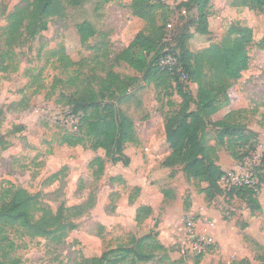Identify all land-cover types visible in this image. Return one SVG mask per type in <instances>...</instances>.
Segmentation results:
<instances>
[{
	"label": "rangeland",
	"instance_id": "1",
	"mask_svg": "<svg viewBox=\"0 0 264 264\" xmlns=\"http://www.w3.org/2000/svg\"><path fill=\"white\" fill-rule=\"evenodd\" d=\"M69 1H57L55 14L38 36L30 38L22 32L5 45L6 18L26 2L0 0V196L13 186L36 195L54 213L60 205L82 208L81 215L70 221L74 229L60 244L9 229L7 236L15 245L12 256L20 264H85L84 260L106 250L130 246L133 237L155 234L164 249L149 247L151 258L143 264H230L242 259L258 264V246L264 248V184L258 193L260 212L251 211L245 200L230 197L228 191L247 170L264 179V162L257 161L264 156V51L259 47L264 10L239 6L236 0H211L184 11L179 8L184 0H150L165 6L155 12L156 25L164 26L165 44L186 35L191 53L213 43L226 44L236 23L252 30L248 68L231 83L228 98L212 118L238 122L252 137L242 148L231 150L227 140L217 143L213 125L207 127L204 144L210 148L214 140L210 156L217 158L226 175L220 183L223 191L210 201L200 193L205 184L187 180L177 161L162 167L147 159L149 153L163 152L158 146L159 129L181 103L174 83L160 73L156 76L161 86L155 88L127 66L113 69L121 77L138 80L118 104L145 141L143 146L124 145L127 166L110 163L102 150H90L86 140L66 144V137L82 134L73 107L89 101L90 90L97 92L106 85L114 56L136 34L151 32L147 22L132 15V0H88L77 6ZM203 12L212 37L203 36L194 22ZM82 25L92 34L85 42L78 33ZM190 90L195 96L197 86L190 85ZM96 158L104 161L97 178L92 175L96 167L88 168ZM139 206H149L152 212L137 225ZM188 222L194 225L191 236Z\"/></svg>",
	"mask_w": 264,
	"mask_h": 264
},
{
	"label": "trees",
	"instance_id": "2",
	"mask_svg": "<svg viewBox=\"0 0 264 264\" xmlns=\"http://www.w3.org/2000/svg\"><path fill=\"white\" fill-rule=\"evenodd\" d=\"M23 1L26 5L15 7L6 18L3 32L5 45L13 43L22 32L30 38H35L43 32L47 20L56 12L58 0ZM86 1L88 0L69 2L77 6ZM210 1L184 0L179 4V8L191 11L197 6H206ZM236 3L242 7L264 10V0H236ZM163 8H165L163 4H150V0H132L130 6L132 15L147 22L151 32L136 34L128 46L114 56L113 65L106 73V85L100 87L97 92L90 90L89 101L73 107L72 114L78 116L79 130L82 134L66 137V144L74 146L86 140L90 150H102L110 163H122L127 166L129 158L124 153V145L143 146L145 141L137 136L133 120L127 110H123L118 104L127 89L136 85L138 80L137 77H121L113 69L116 65L127 66L142 74L141 80L144 83H152L155 88L161 86L156 76L160 73L164 80L174 83V91L181 99V103L175 113L164 118L159 129L158 146L162 147L163 152L149 153L147 159L149 162L153 161L154 166L158 162L162 167L177 161L187 180L205 184L200 193L211 201L223 191L220 180L224 172L216 164L217 158L210 156V153L214 152L213 146L207 148L204 144L207 127L213 125L217 132V143L224 144L227 140L231 150L242 148L252 137V133H245L238 122H229L225 118L212 120L221 109L222 101L228 98L231 83L240 79L242 72L248 68L247 46L252 41V30L236 23L228 31L231 39L226 44L213 43L201 51L191 53L185 45L186 35L174 39V44H165L164 26H157L155 22V12ZM194 22L199 26L203 36H213L208 30L204 12L200 13ZM78 33L81 42H85L92 35L87 33L84 25L78 26ZM259 47L264 51V36L259 42ZM165 55H172L177 59V66L173 72L163 70L159 66ZM177 69L180 71L177 72ZM192 84L197 86L195 96L190 90ZM168 95L171 96L172 93ZM191 105L194 107L193 110L190 108ZM251 146L250 149L254 151L257 143ZM232 156L236 157L234 154ZM243 156L245 154L237 157V160H241ZM263 162L264 156L259 164ZM103 163L102 159L96 158L88 164L89 169L96 167L92 174L94 177L97 178L102 172ZM54 177L55 175L52 178ZM257 180L256 190L233 186L228 195L245 200L251 211L260 212L262 208L258 201V193L264 179L259 175ZM139 191L138 188L135 189L136 193ZM151 212L149 206L137 207L134 218L136 224L142 223ZM81 213V207L66 208L63 205L54 213L42 205L36 195L23 188L11 186L4 189L0 196V264H20V261L12 256L15 245L7 236L9 229L30 239L40 238L60 244L68 232L74 229L71 219ZM149 247L160 251L164 249L156 242L155 234L138 239L133 237L130 246H117L115 249L106 250L99 257L84 260V263L125 264L131 261L143 264L151 258L148 253ZM258 250L260 252L256 260L258 264H264V248L258 246ZM230 264H249V261L242 259Z\"/></svg>",
	"mask_w": 264,
	"mask_h": 264
},
{
	"label": "built area",
	"instance_id": "3",
	"mask_svg": "<svg viewBox=\"0 0 264 264\" xmlns=\"http://www.w3.org/2000/svg\"><path fill=\"white\" fill-rule=\"evenodd\" d=\"M159 66L163 70H166L168 72H173V70L176 69V66H177V59L172 55H165L161 59ZM179 71L180 70L177 69V72H179ZM261 159H262V156L259 159H257V161L258 160L261 161ZM241 167H242V165H241ZM241 167H239V168H241ZM225 179H226V175L224 173V176L221 178L220 183L223 182ZM257 183H258V180L254 176V174L252 173V171L250 169L249 171L247 170L246 173L243 174L239 179H236V182L233 185L234 186H240V187H248V188H251L253 190H256V184ZM193 228H194V225L191 222H188L187 223V234L188 235H190V236L192 235Z\"/></svg>",
	"mask_w": 264,
	"mask_h": 264
},
{
	"label": "crops",
	"instance_id": "4",
	"mask_svg": "<svg viewBox=\"0 0 264 264\" xmlns=\"http://www.w3.org/2000/svg\"><path fill=\"white\" fill-rule=\"evenodd\" d=\"M194 109V107L193 108H191V110H193ZM213 141V143H211ZM210 143H209V145L210 146H214V140H212ZM217 164V163H216ZM218 165V164H217ZM219 166V165H218ZM220 167V166H219ZM221 168V167H220ZM221 170H222V168H221ZM223 171V170H222ZM224 172V171H223Z\"/></svg>",
	"mask_w": 264,
	"mask_h": 264
}]
</instances>
